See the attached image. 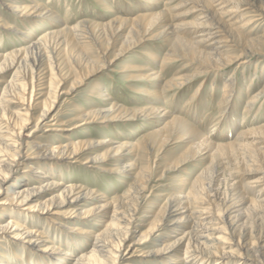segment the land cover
<instances>
[{
	"label": "rangeland",
	"instance_id": "374dc122",
	"mask_svg": "<svg viewBox=\"0 0 264 264\" xmlns=\"http://www.w3.org/2000/svg\"><path fill=\"white\" fill-rule=\"evenodd\" d=\"M15 1L25 3V0ZM34 1L48 8L47 10L53 16L58 17L61 22L51 21L49 18L38 22L33 20L21 22L0 4V56L23 47L27 39L21 33L29 34L30 39L34 38L41 45L24 56L26 65L21 72L27 73L28 69L34 64L41 65L42 76L39 81L34 80V85L45 83L44 87L46 88L39 90L42 86H37L33 90L30 77L28 76L27 82H23L25 83L26 94L24 96L19 94L20 103L14 99L10 103L4 104L1 99L6 85L0 83V112L1 108L6 106L10 114L6 119L11 116H17L24 120V128L15 124L11 127L1 122L2 117L0 114V133L5 134L14 131L22 136L29 135L27 138L30 140L29 142L48 143L52 146L65 145L70 141L74 143L101 139L110 140L115 143L114 145H121L122 143L136 145L137 147L135 146L132 152L129 150L127 152L126 150L122 151V156H124L122 163L134 164V175H138L141 170L150 172L151 181L146 189L142 205L134 212L135 216L132 218L131 226L134 232L126 240V246L136 243L135 250L137 248V252L133 256L136 264H147L149 261L148 264H164V256L144 253L161 250L163 245L169 244L174 240L171 238L174 233L170 234L169 232L173 225L164 227L160 233L159 231L150 232V223L167 199L179 193L189 194L193 184L201 175V179H204V181L202 179L203 184H206L210 172L208 169L214 165V168L217 166V170L220 173L214 178L213 192L221 197L225 193V188L230 185L228 183H231L229 182V172L221 173L223 171L221 164L225 162V160H220V156L223 154L230 157L231 160L228 161L235 168L230 172L240 170L247 172L249 168L248 165H244L245 160L240 155L233 153L234 151L228 149L216 152V147H205L204 149L205 143L201 148V152L196 154L195 158H189L179 163L176 161L181 159L185 152L187 153L191 149L190 147L195 146L198 148V143L207 138L216 145L227 142L232 143L241 131L249 129L255 124L264 123V103L260 105V100L255 101L248 112L245 108L247 97L258 92L264 85V57L257 55L246 65L236 61L237 63L229 68L223 67L222 70L212 69L207 75L200 77V80L204 79L206 84L203 88H200L195 98L192 99L193 101L188 99L191 98L193 91L198 87L197 82L190 89L174 90L167 93L158 99V103H156L153 101V99H156L155 95L161 92L162 86L167 79L176 78L177 72L184 67L186 61L175 62L172 64L173 67H169L164 73L160 72L159 79L151 80V78H145V75L152 69L154 72L160 70L162 59L169 49L167 42L161 40L160 37L152 41H146L147 37H145L142 40L143 43L139 46L120 53L118 52L120 46L128 37L127 28L122 30L120 37H117V46L115 45L113 48L106 50L105 42L102 40L105 38V34L110 33L112 29L117 27V25L111 26L109 24L117 17H133L139 12L147 11L149 9L148 5L151 6V4L155 6L154 12L165 11L169 16L183 12L187 7L173 10L169 13L173 5L172 3L169 4L168 0H155L154 3H147L141 0ZM197 14L188 16L187 20H192ZM62 22L70 27L76 26L80 22H85V27L77 34L79 35L78 39L91 55L92 65L87 74L84 71L81 73V70L74 66L79 51L78 48L76 50L71 49L70 45L72 44L69 45V42L74 40V38L69 34L66 36L54 34L61 28L59 24ZM90 23L105 24L106 26L103 25L104 27L100 26L92 30ZM54 24L58 26H54ZM256 24H258L256 31L264 33V19L258 20ZM10 26L20 30L21 33L8 30L7 28ZM91 31L94 32L91 33ZM152 34H155V31ZM90 36L95 39L90 38ZM98 36L102 38L99 40ZM44 42L46 43L43 44ZM65 46L66 49L64 50L63 47L65 48ZM236 51L224 49L223 54L227 56L231 53H236ZM255 64L258 66L257 68H255ZM193 67L192 65L185 70L193 73L196 70ZM14 72V69L1 72L0 79L6 76L3 80L11 81ZM230 78H236V84L232 92V99L227 104L222 97L224 96L225 82ZM61 79L63 81L59 82ZM74 80H78L79 83L69 91V94H64ZM31 91L33 96L32 105L27 108ZM112 104H118L128 110V112L146 106L153 107L158 110V115L152 114L147 118L132 119V117L128 116L129 113L124 114L122 112L119 117L114 118L117 112L112 111L109 118L102 120L103 122L97 120L96 122L73 128L77 124V119L79 120L86 115H93L102 106V109L108 110ZM45 109H49L48 121L51 120L49 123L54 124V126L47 128L36 127L38 117ZM175 116L194 126L199 133V138L197 139V136L196 139L182 137L179 139L182 142L172 144L175 140H171L160 151H158L157 147H153L150 151L147 150V145H151L159 137H154V133L163 130L166 124ZM167 120L169 121L166 122ZM5 136L11 137L8 134ZM11 139L13 141L17 140L15 135ZM206 149L210 153H207ZM102 151V149L97 151L87 148L85 152L77 154L78 160H71L64 156V159L52 162L56 163V168L50 169L48 165L44 167L46 168L45 171L51 176V182L56 181L66 188L75 186L93 192L90 196L91 199L84 200L85 202L82 200L76 208L73 207L75 203L71 204L70 199L61 202L59 197L60 199H56L55 204L49 210H45L46 205L44 204L52 196H57L59 193L49 194L47 190L42 189L43 184H45L43 181L45 179L42 176H35L34 174L24 176L26 168L22 163L25 160L18 158L15 163L9 164L12 170L3 186H0V203L5 200L6 193L10 195L25 188L29 190L30 194H27V197L29 196L28 199L19 205L0 204V226L12 221L24 228H33V230L40 233L38 245L55 247L60 254L50 255L51 252H46L45 254L33 252L32 248H36L35 246L32 245V247L23 243V239L16 237V232L9 230L8 232L0 233V261L5 259L9 264H57V258L61 257L64 264H98V258L92 255V244L96 241V236H100L106 230L107 225L110 223L108 217L120 203L118 199L124 196L133 181L126 174L105 171V168H110L111 164H100L104 168L101 171L95 168V164L87 163L81 165L86 157H95ZM21 152L32 155L27 147L22 148ZM6 156H9L8 153L4 152L2 147H0V169L5 168L3 159ZM7 158L11 159L10 156ZM258 161L261 162L263 160L259 158ZM113 162L112 160L111 163L113 164ZM168 165L172 166V168L165 172L164 175H161ZM261 167L264 168V165H261ZM249 177V175H244L243 178L242 176H236L235 181L242 185L248 182ZM9 188L10 190L8 191ZM200 202L202 201H197L194 207L196 205L200 206L199 208L201 209L207 207L206 205H198L202 204ZM105 203H110L106 217H103V215L95 216L96 214H84L85 211ZM260 203L264 206V201ZM77 209L82 213L80 216L76 214ZM241 210L243 212L242 222L246 220V233L254 231V235H258L256 233H260L262 230L264 232V212L247 208L246 205ZM149 232L151 233L150 236L146 237ZM165 237L168 238L164 240ZM141 241V244H137ZM254 243L255 241L250 242V245L254 246L256 244ZM223 246L227 247L228 245ZM67 253L71 256L65 257L63 255ZM171 258L174 259V257ZM109 260H113V258ZM215 260V258L212 259L210 264H214ZM76 261L78 263H75ZM129 261L132 260L122 258L116 264H126ZM238 261L237 258H233L230 264Z\"/></svg>",
	"mask_w": 264,
	"mask_h": 264
},
{
	"label": "bare ground",
	"instance_id": "6f19581e",
	"mask_svg": "<svg viewBox=\"0 0 264 264\" xmlns=\"http://www.w3.org/2000/svg\"><path fill=\"white\" fill-rule=\"evenodd\" d=\"M141 1L147 3L155 2V0ZM168 2L173 5L170 8L169 13L170 11H175L183 7H187V9L183 12H178V14L169 16L165 11L154 12L155 6L152 4L151 6L148 5L150 10L147 9V11L139 12L133 17L122 16L113 19L109 24H111V26L117 25V27L112 29L110 33L105 34V38L102 40L105 42L104 44L106 45V50L111 47L113 48L116 45V42H118L117 37L120 35L122 30H124V28H127L128 37L121 44L119 51L117 50L120 53L135 48V46H139L143 43L142 40L145 37H147L145 39L146 41H152L160 37L161 40L167 42L169 49L162 59V66L160 67V70L158 72H154L152 69L147 75H145V78H151V80L159 79L161 73H164L165 70L171 67L175 62L186 61L184 67L177 72L176 78L167 79L162 86L161 92H156L157 94L155 93L156 99H153L154 102L158 103V99L174 90L182 91L190 89L197 82L198 87L195 91H193L191 98L188 99L189 101H193L192 99L195 98V95L200 91V88H203L206 84L204 79L200 80V77L207 75L212 69L222 70L223 67L229 68L233 64L237 63L236 61H240L243 65H246L257 55L264 57V33L256 31L259 24L256 23L258 20L264 19V0H168ZM0 4L21 22L29 20L38 22L44 21L48 18L51 21L61 22L58 17L53 16V14L47 10L48 8L44 5L36 3L34 0H25V3L15 0H0ZM195 13L198 14L195 15L192 20H187L188 16ZM84 24L85 22H80L76 26L70 27L62 22L59 24L61 28L53 33L62 36L69 34L74 38V40L69 42V45L72 44L70 45L71 49H79L74 66H76L78 70H81V73L84 71L87 74L90 66L92 65L91 55L88 49L86 50L80 42L78 39L79 35L77 34L85 27ZM90 25L91 29L95 30L97 27H104L103 25L105 24L90 23ZM54 26L58 25L54 24ZM7 29L16 33H21L20 30L13 28L12 26ZM153 31H155V34H152ZM93 32L91 31V33ZM117 32L119 33L117 34ZM21 35L27 39L25 45L19 49L12 50L11 52L0 56V73L10 69L15 70L11 81L3 80L6 76L0 79V83L6 85L1 99L4 104L10 103L14 99L20 103L19 94H22L23 96L26 94L25 83L23 82H27L28 76L30 77V83L33 90L37 86H42L39 90L46 88L44 87L45 83L37 86L34 85V80L36 79L39 81L42 76L40 70L41 65L34 64L28 69L27 73L21 72L22 68L26 65V59L24 56L27 53L34 51L41 45L39 42H36L34 38L30 39L29 34L21 33ZM90 38L95 39L93 36H90ZM101 38V36H98L99 40ZM45 43L46 42L43 44ZM63 49L65 50L66 46L65 48L63 47ZM224 49L237 51L236 53L224 56ZM192 65L196 70L193 73L187 72L185 69H189ZM257 67L258 66L255 64V68ZM61 81L63 80H59V82ZM78 83V80H74L64 94H69V91L75 88ZM213 84L215 83L213 82ZM235 84L236 78H230L225 82L223 90L224 96L222 98L224 99V102H227V104L230 99H232L231 96L234 91ZM28 98L29 101L27 108L32 105V91ZM258 100H260V105L264 103V85L258 92L250 97H247V103L245 105L246 111L248 112L252 103ZM102 108L97 110L91 116L86 115L79 120L77 119V124H75L73 128L87 125L92 122H96L97 120H105L109 118L112 111L117 112L114 118L119 117L120 113L123 112L124 114L129 113L128 116L132 117V119H140L142 117L147 118L149 115L151 116L152 114H157L158 112L157 109L155 110L153 107L148 106L135 109L130 112L118 104H112L108 110H104ZM1 109V122H4L6 125L11 127L15 124L24 128V120L18 118L17 116H11L6 119V117L10 115L6 106ZM48 112L49 109H45L44 112H42V114L38 117L36 127L47 128L54 126V124L49 123L51 120L48 121ZM168 121L169 120L166 122ZM6 134L11 137L15 135L17 140L13 141L11 137L5 136ZM154 134V137H159L156 138V140L152 138L155 141H153L151 145H147V150L149 151L153 149V147H157L158 151H160L171 140H175L172 144L180 143L182 141L179 139L182 137L196 139L197 136V139L199 138V133L194 126L176 116L166 124L163 130L155 132ZM28 137L29 135L22 136L20 133H15L14 131L5 134L0 133V147H2L4 152L8 153L11 157L10 159L7 158L9 156H6V158L3 159L5 168L0 169V186H3L9 173H11L12 169L9 164L15 163L19 158L25 160V162L22 163V165L26 168L24 176L28 174L42 176V178L45 179L43 180L45 184H43L42 189L47 190L49 194H54L55 192L59 193L57 196H52L47 203L44 202V205H46L45 210H49V208L55 204V200L59 197L61 198V202H65L70 199L71 204L75 203L73 207L76 208L79 206L78 203L82 202V200L86 201L91 199L90 196L93 192L75 186L66 188L62 187L56 181L51 182V176L45 171L46 168L44 167L48 165L50 169H53L54 167L56 168V163L52 162L60 161L64 159V156H67V158L71 160H78L76 157L77 154L79 152H85L87 148L97 151L102 149L103 151L99 155L95 157H86L85 161L81 165H85L87 163L95 164V168L101 171L104 168L100 164H111V167L107 169L105 168V171L126 174V176L131 178L133 181L130 184L129 190L123 197L118 199L120 203L113 209L112 214L108 217L110 223L107 225L104 233L100 236H96V241L92 244V255L93 257L98 258V264H116L117 261L122 258H129L132 260L126 264H136L135 259H133L135 252H137V248L135 250L136 243L126 246V240L134 232L131 227L133 222L132 218L135 216L134 212L142 205L141 203L144 201L146 189L151 181L150 172L141 170L138 175H134L133 172L135 165L128 164V162L125 164L122 163V159L124 158V156H122V151L126 150L127 152V150H129L132 152L136 145H128L127 143L114 145L115 143L110 140L101 139L98 141L91 140L74 143L70 141L65 145L52 146L48 143L42 144L40 142H29L30 140L27 139ZM204 143L205 146H203ZM198 144V148L195 146L190 147L191 149L187 153L185 152L184 156L176 162H184L189 158H195V155L201 152L202 146L204 149L205 147H216V152L228 149L230 151H234L233 153L240 155L243 160H245L244 165H248L249 168L247 172H243L241 170H235L237 172H230L235 168H233L228 161L231 160L230 157L227 155L224 156L222 152L223 155L220 156V160H225V162H222L221 164L223 169L221 173L223 172V174H225V172L227 173L228 171L230 177L229 182H231L228 183L227 181L230 185L225 188V193L220 197L213 192L214 178L220 173L217 170V166L214 168V165L212 168L208 169L210 172L207 180L208 182L206 184H203L204 179L202 178V181L201 175V177L193 184L189 194L179 193L175 196H170L165 204L156 212L153 221L150 223V232L153 233L155 231H159L160 233L164 227L173 225L171 228H168H170V234L174 233V235H171V238L174 240H172L169 244L167 243L163 245V249L161 250L147 251L144 254H160L164 256V264H210L214 258L216 259L214 264H230L233 258H237L239 260L233 264H264V232H262V230L260 233H256L258 235H254V231L246 233V220L242 222L243 212L241 210V208L246 205L247 208L264 212V206L260 203L261 201H264V168L261 167V165H264V123L255 124L251 128L241 131L232 143L227 142L225 144L216 145L210 142L207 138ZM24 147H27L32 155L22 153L21 149ZM206 150L208 151V149ZM213 152L215 153V151ZM190 153L192 154L189 155ZM207 153L210 152L208 151ZM259 158H262V163L258 161ZM112 160L114 161L113 164L111 163ZM171 168L172 166L168 165L167 169H165L161 175H164L165 172ZM244 175H249V180L248 182L239 185V183H237L238 181H235V177L242 176L243 178ZM9 190L10 188L8 191ZM27 194L29 195L30 193L29 190H26L25 188L15 191L10 195L6 193L5 200L0 204L19 205L28 199L29 196L27 197ZM99 200L101 199L99 198ZM197 201H202L200 202L202 204L198 205H206L207 207L202 209L197 205L194 207L195 204H197ZM108 206H110V203L101 204L95 206L93 209L85 211L84 214H96L95 216L103 215V217H106V214L108 213ZM76 214L80 216L82 213L77 209ZM260 228H262V226ZM9 230L16 232V237L23 239V243L35 246L36 248H32L33 246L31 247L33 252H41L44 254L46 252H51L50 255L60 254L58 249L55 247L38 245L40 233L33 230V228H24L20 224L12 221L0 226V233H5ZM150 232L146 235V237L150 236ZM87 233L89 232L87 231ZM167 238L168 237H165L164 240ZM253 241H255L256 244L254 243L255 245L251 246L250 242ZM141 243L142 241L137 244ZM223 245L228 246L226 247ZM63 255H65V257L71 256L68 253ZM171 257H174V259ZM110 258H113V260H109ZM56 262H58L57 264H64L61 257L57 258ZM149 262H147V264ZM75 263H78V261ZM0 264L9 263L7 260L3 259V261H0Z\"/></svg>",
	"mask_w": 264,
	"mask_h": 264
}]
</instances>
